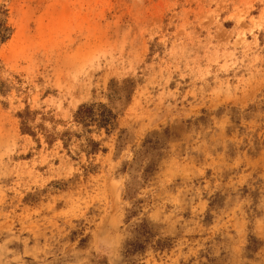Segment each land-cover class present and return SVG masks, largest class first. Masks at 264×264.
Instances as JSON below:
<instances>
[{
	"label": "rangeland",
	"instance_id": "obj_1",
	"mask_svg": "<svg viewBox=\"0 0 264 264\" xmlns=\"http://www.w3.org/2000/svg\"><path fill=\"white\" fill-rule=\"evenodd\" d=\"M0 264H264V0H0Z\"/></svg>",
	"mask_w": 264,
	"mask_h": 264
},
{
	"label": "trees",
	"instance_id": "obj_2",
	"mask_svg": "<svg viewBox=\"0 0 264 264\" xmlns=\"http://www.w3.org/2000/svg\"><path fill=\"white\" fill-rule=\"evenodd\" d=\"M129 81L119 86L116 83L111 85V93L109 95L110 104H84L81 105L74 114V121L84 129L96 127L99 130H106L107 133L116 129L117 113L115 112L114 104L122 102L124 97L121 96L126 91V85ZM126 99V97H125ZM22 118V127H25V120ZM25 131V128H23ZM93 143V142H91ZM97 144L93 143L94 149Z\"/></svg>",
	"mask_w": 264,
	"mask_h": 264
}]
</instances>
